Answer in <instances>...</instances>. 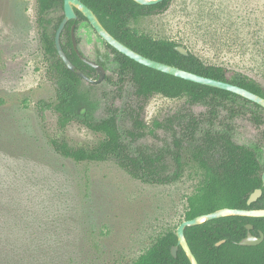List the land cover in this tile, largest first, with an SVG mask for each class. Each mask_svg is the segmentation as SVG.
Masks as SVG:
<instances>
[{
    "label": "rangeland",
    "instance_id": "1",
    "mask_svg": "<svg viewBox=\"0 0 264 264\" xmlns=\"http://www.w3.org/2000/svg\"><path fill=\"white\" fill-rule=\"evenodd\" d=\"M36 6V0H0V264H132L184 220L187 196L200 179L190 158L193 146L184 141V173L166 184L135 179L113 160L76 162L56 152L51 138L92 146L103 134L77 121L61 131L54 108L40 116L37 102L55 103L57 83L49 77ZM62 15L61 9L49 14L50 34ZM131 26L264 85V0H172L165 11L132 20ZM76 35L81 51L96 62L102 56L116 82L114 55L93 26L81 22ZM81 88L98 104L95 119L105 117L109 105L120 110L119 128L132 149L172 146L177 120L171 129L154 123L189 108L203 119L197 136L208 129L229 131L235 142L256 149L264 163V111L251 104L227 101L211 123L209 101L190 104L187 95L156 93L144 104L145 136L131 143L126 131L132 121L122 110L134 98L133 85L83 80ZM165 163L166 173L173 174L169 154Z\"/></svg>",
    "mask_w": 264,
    "mask_h": 264
},
{
    "label": "trees",
    "instance_id": "2",
    "mask_svg": "<svg viewBox=\"0 0 264 264\" xmlns=\"http://www.w3.org/2000/svg\"><path fill=\"white\" fill-rule=\"evenodd\" d=\"M81 1L97 14L112 35L137 52L188 71L238 84L264 97V85L251 75L223 65L206 63L191 51L188 55L182 54L175 49L179 43L156 39L131 26L132 20L165 11L172 0H163L153 5H141L134 0ZM36 3V23L49 63V77L57 83L55 103L45 100L37 102L40 116L44 118L45 111L54 108L61 131H65L71 122L77 121L103 134V138L92 146H73L65 138H51L50 143L56 152L76 162L113 160L135 179L166 184L183 175L186 165L183 161V143L188 141L193 146L190 158L197 167L196 173L200 179L194 191L187 196L184 220L224 207L264 208V163L260 160L259 152L235 142L229 131L214 133L208 129L197 136L203 119L197 117L191 109L188 108L186 113L179 116L169 117L165 122L154 123L155 127L166 129H171L175 120L180 125L178 133L173 131L172 146L156 151L144 147L132 149L124 141V134L118 124L120 110L117 107L109 105L107 115L95 119L93 111L98 104L81 88L82 77L66 65L56 49L55 34L64 17V0H36ZM56 9H61L63 15L50 34L52 19L49 14ZM75 11L78 18L66 24L61 37L62 45L68 58L89 77H93L96 69L84 62L74 47L72 26L76 25V33L79 24L88 21L81 11ZM76 40L79 44L77 35ZM106 46L115 55L119 82H130L134 87V98L122 110L132 121V127L126 131L131 143L145 136L146 123L142 117L144 104L156 93L168 98L187 95L190 104L209 101L211 116L208 120L211 123L218 115V107L227 101H241L264 111L258 104L231 91L159 71L135 61L108 43ZM108 80L112 81V78ZM256 121L261 122L260 119ZM168 154L175 165L173 174L166 173L165 159ZM257 188H262V195L249 205L248 198ZM246 224L253 225L251 232L255 235L259 236L261 231L264 233V217L231 215L187 226L185 235L199 264H264V239L257 245L238 243L247 235ZM176 230L177 227L164 232L132 264H191L181 246L177 256L172 254V247L178 241ZM223 239L225 242L217 246L216 242Z\"/></svg>",
    "mask_w": 264,
    "mask_h": 264
},
{
    "label": "water",
    "instance_id": "3",
    "mask_svg": "<svg viewBox=\"0 0 264 264\" xmlns=\"http://www.w3.org/2000/svg\"><path fill=\"white\" fill-rule=\"evenodd\" d=\"M135 2L141 4V5H153L156 3H159L163 0H134ZM75 9H78L83 13V15L87 18L88 22L93 26L95 31L100 35V37L108 44L113 46L115 49L120 51L121 53L127 55L128 57L134 59L135 61L142 63L146 66H149L151 68L157 69L159 71L166 72L168 74L181 77L183 79H187L193 82H197L203 85H208L212 87H217L220 89L231 91L237 95H240L248 100H250L253 103L258 104L262 108H264V97L260 94H257L245 87H242L238 84H234L229 81H224L220 79H215L212 77H207L192 71H188L185 69H182L180 67L158 61L156 59H152L150 57H147L136 50L132 49L119 39H117L114 35H112L106 27L102 24L97 14L88 7L84 2L81 0H64V17L62 21L60 22L56 34H55V45L56 49L60 55V57L63 59V61L66 63V65L71 69L76 71V73L81 76L83 79L93 82V83H100L104 80L106 69L104 66H102L100 63H97L96 61L88 58L82 51L80 52V48L78 47V42L76 40V33H75V25L72 27V37H73V43L74 47L79 53V56L81 59L88 63L89 65L93 66L97 72H98V78L92 79L90 78L86 73H84L81 69H79L67 56L66 52L64 51L63 45H62V32L64 28L66 27V24L68 21L77 19L78 15L75 11ZM177 51H179L182 54L188 55L190 53V50L182 45L179 44L175 47ZM262 180L264 185V172L262 174ZM262 195V188H257L253 193L249 196L247 203L250 205L252 202H255L260 196ZM231 215H239V216H248V217H264V208H234V207H224L209 213H204L201 215H198L192 219H185L183 220L176 230V235L178 238L177 244L172 247V254L174 256H177V251L179 246H181L184 251L186 252L188 258L190 259L191 264H199L198 259L196 258L195 254L193 253L188 240L185 235V229L187 226L191 225H197L201 224L203 222L225 217V216H231ZM246 228L248 230L247 235L242 238L238 243L240 245H257L264 239V233L261 231L260 235L257 236L251 232V229L253 228L252 224H246ZM225 242V240H220L216 242V245L219 246Z\"/></svg>",
    "mask_w": 264,
    "mask_h": 264
},
{
    "label": "flooded vegetation",
    "instance_id": "4",
    "mask_svg": "<svg viewBox=\"0 0 264 264\" xmlns=\"http://www.w3.org/2000/svg\"><path fill=\"white\" fill-rule=\"evenodd\" d=\"M69 22V21H68ZM75 25V24H74ZM73 27V26H72ZM75 28H76V25H75ZM106 43V42H105ZM114 55V54H113ZM104 59H103V57L102 56H100L99 58H98V60H97V63H100L102 66H104V68L106 69V65H105V62L103 61ZM111 61H113V58H111L110 59ZM114 60H115V55H114ZM115 62H116V60H115ZM117 63V62H116ZM117 66H118V64H117ZM93 67V66H92ZM116 72H117V70H116ZM81 77V76H80ZM117 77H118V80L116 81V82H114L113 80L112 81H110V80H108V78H111L109 75H108V70L106 69V74H105V78H104V80L103 81H105V80H108V81H110V82H113V83H115V84H121L120 82H119V74H118V72H117ZM90 78H92V79H97L98 78V72H97V70H96V77L95 78H93V77H90ZM83 79V78H82ZM83 80H85V79H83ZM85 81H87V80H85ZM103 81H101V82H103ZM89 84H99V83H93V82H90V81H87ZM100 82V83H101Z\"/></svg>",
    "mask_w": 264,
    "mask_h": 264
}]
</instances>
